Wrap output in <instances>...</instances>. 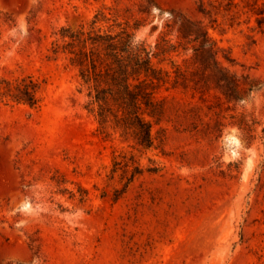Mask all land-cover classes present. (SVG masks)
Segmentation results:
<instances>
[{"label":"rangeland","instance_id":"obj_1","mask_svg":"<svg viewBox=\"0 0 264 264\" xmlns=\"http://www.w3.org/2000/svg\"><path fill=\"white\" fill-rule=\"evenodd\" d=\"M96 14L169 73L151 148L51 58ZM24 75L44 86L36 109L0 102V264H264V0H0V77Z\"/></svg>","mask_w":264,"mask_h":264},{"label":"trees","instance_id":"obj_2","mask_svg":"<svg viewBox=\"0 0 264 264\" xmlns=\"http://www.w3.org/2000/svg\"><path fill=\"white\" fill-rule=\"evenodd\" d=\"M98 17L96 14L89 27L61 28L58 40L52 43L51 58L63 54L69 65L76 68L82 85L88 90L89 110L100 125L110 123L122 135L131 132L138 145L151 148L153 141L148 117H155L154 94L161 85L169 82V73L153 66L152 54L142 42L135 40L129 27L118 24V31H103L94 26L100 20ZM189 32L188 35L193 36L189 42L200 39L194 29ZM201 36L196 51L204 49V53L214 60L217 50L205 33ZM225 71H222L220 84L223 94L229 98L227 90L231 93V84ZM43 86V81L30 75L15 79L0 77V102L36 109L41 104Z\"/></svg>","mask_w":264,"mask_h":264}]
</instances>
